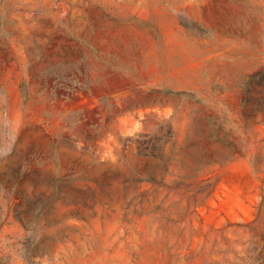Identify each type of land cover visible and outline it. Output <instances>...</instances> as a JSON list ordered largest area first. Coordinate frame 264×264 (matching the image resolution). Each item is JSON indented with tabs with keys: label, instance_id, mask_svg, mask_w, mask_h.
<instances>
[{
	"label": "rangeland",
	"instance_id": "obj_1",
	"mask_svg": "<svg viewBox=\"0 0 264 264\" xmlns=\"http://www.w3.org/2000/svg\"><path fill=\"white\" fill-rule=\"evenodd\" d=\"M0 264H264V0H0Z\"/></svg>",
	"mask_w": 264,
	"mask_h": 264
}]
</instances>
